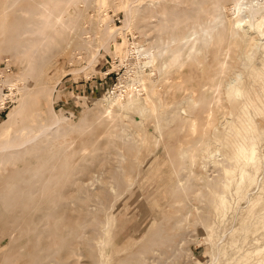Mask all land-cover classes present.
I'll return each instance as SVG.
<instances>
[{
    "label": "rangeland",
    "instance_id": "rangeland-1",
    "mask_svg": "<svg viewBox=\"0 0 264 264\" xmlns=\"http://www.w3.org/2000/svg\"><path fill=\"white\" fill-rule=\"evenodd\" d=\"M41 1L43 0L0 1V6L2 8L4 6L7 12L2 15L3 9L0 7V31L4 29L3 36L0 37V50H2L0 51V124L19 103L16 100L17 88L27 85V79L22 80L17 82V88L14 87L10 91L4 83L8 77L16 75L21 69L11 54L3 49L6 47L7 36L15 32L16 25L19 29H26L29 26L33 13L38 10V4ZM105 1V3H100L99 0L79 2L78 12L73 16L74 20L72 19L65 28H60L57 50L54 51L56 49L54 47L47 49L44 55L45 61L38 65L39 79L36 89L28 95V103L25 106L28 112L29 110L39 111L43 118L50 110L59 113L58 115L64 119L61 125L63 129L77 124L82 117L90 119L96 116L98 111H103L114 91L117 94H124L125 88L120 91L119 87H122L129 77H133L138 71L150 72V68L144 66L147 60L145 54L143 55V50L154 48V51L158 46L162 54L158 63L162 64L166 61L168 64L166 72L179 70L180 73L190 77L189 81L193 85L197 84V80H201L206 89L204 87L199 91L200 93H194L198 107L187 104L186 113L184 109L186 107L182 108L183 111L173 107L168 117L169 121H164L166 119H163L164 116L161 115L155 126H152L150 117V121L143 127L145 143L141 149H139L138 139L134 141L128 137H125V142L106 138L109 140H102L95 150L92 145L94 142L86 136L76 137L82 142L76 139L72 145L69 143L70 137L67 140L59 138L55 141L51 150H54L56 146L60 152L65 150L66 153L63 152L65 159L76 163L78 168L74 172L66 168L65 178L68 175L67 179L64 178L65 181L63 179L51 185L50 191H44L43 194L42 192L32 194L33 200L29 206L31 212L26 216L18 217L20 220L27 221L26 224H28V231L24 230L19 238L6 222L9 214L5 211L4 204L0 202V264H264V112L259 113L260 111L257 112L252 108L248 109V114L254 121V128L247 137L256 138L254 141L256 157L253 161L236 158L233 152L223 148L220 152L224 158L221 159L217 154L213 157L214 159L204 155L205 157L198 159L197 165L192 167V170L189 168L188 161L182 158L183 152L188 147L189 139L194 141L196 147L205 143V136L194 133V137L193 132L185 128L187 122L195 116H204L200 112L204 106L205 116L211 113L212 117L219 119L217 132L222 134L223 138H228L237 146L248 148L250 145L248 138H236L234 134L229 135L228 126L222 125V122L242 115L237 100H228L222 93H217L210 83L212 77L215 76L217 58L220 60L224 58L225 47L223 46L228 44V41L226 44L227 36L222 33L223 25L224 27L228 25V20L232 21L236 16L232 9V0L219 1L220 20L216 19L218 15L212 11L217 0H203V2L202 0ZM129 8L132 14L129 24L124 26L122 23L124 13ZM162 11H165L163 16L169 19L181 17L186 18L187 21L192 20L178 26L175 30L162 31L161 34V31H157L152 25L161 19L159 12ZM178 12L185 15L181 16ZM89 17L92 19L89 20ZM194 18L200 21L197 22ZM14 20L18 22L15 23ZM100 20L103 22L100 23ZM260 22L264 24V13ZM106 24L108 25L107 31L112 32L115 44H121L119 50L103 46L101 37L94 43L96 57L94 55L92 57L86 50H79L80 40L85 30L92 39L95 35L102 34ZM191 28V32L195 29V35L190 32ZM190 34L193 36H190L188 44L185 38ZM84 36L83 38L86 37ZM173 39L174 42H172ZM194 40H197L195 49L189 54L188 50ZM153 44L156 45L153 46ZM165 44H168L167 47ZM138 47L140 51L136 50ZM235 52L233 50L230 53L231 60H228V65L231 63L226 72L228 79L231 75L233 76L235 70H241L239 59L236 56L241 52ZM172 54H177L178 62L175 63L170 59ZM258 54L252 62L254 67L261 70L264 52L261 51ZM234 59H238V63ZM166 72L164 70L161 73L156 68L150 73L152 74L150 84L152 86L159 84L157 87L159 94H162L161 84H164L162 81L167 77ZM197 72H199V77H197ZM252 73L250 68L245 73L242 89L246 88L253 92L257 99L251 98L256 104L259 99L257 106L264 107V77L263 79L255 78ZM42 87H45L48 93L44 94L38 90ZM104 87L105 91H103ZM204 90L212 94L207 91L204 93ZM184 95H180L178 100L185 99L187 95ZM188 106L191 109H188ZM231 132L233 133V130ZM86 138L91 142L88 139L85 140ZM65 141L67 142L64 143ZM83 142L85 143L82 144ZM86 143L88 145L91 143V145L87 146ZM65 144L67 146L69 144L72 149ZM121 146L124 147H122L123 151ZM73 147L78 154H72L69 159L71 150H74ZM88 147L93 148L90 150L91 153ZM214 147L217 146L213 145L215 150ZM66 148L71 150L68 151ZM131 155L133 157H130ZM126 156L128 159L136 158L135 166L129 174L131 180L125 179L124 175ZM118 159L122 162L120 163ZM202 162L203 164H200ZM49 165L50 162L47 161L41 167L42 169L40 168V173L44 174ZM241 170L245 171L244 175L241 174ZM109 212L112 213L109 214ZM47 213L49 215L55 213L52 217H55L54 226H58L59 232L47 226ZM45 214H47L46 217ZM30 217L32 218L28 222ZM106 228L109 232L108 236H106ZM107 238L108 242H106L109 244L106 243V245L104 242ZM63 242L66 245L62 248ZM31 243L35 244L34 247ZM109 245L111 247H106ZM8 246L12 247L8 248ZM29 247L31 250H28ZM118 249L122 253H118ZM253 251L254 253L251 254ZM35 254H38L40 259Z\"/></svg>",
    "mask_w": 264,
    "mask_h": 264
},
{
    "label": "bare ground",
    "instance_id": "bare-ground-1",
    "mask_svg": "<svg viewBox=\"0 0 264 264\" xmlns=\"http://www.w3.org/2000/svg\"><path fill=\"white\" fill-rule=\"evenodd\" d=\"M82 1H85V0H43V1H41L38 4V10L33 13V19L30 21L29 26L26 29H19V26L16 25L15 32L10 33L7 36L6 47L3 48L5 51H7L9 54H11V56L14 58L13 60L21 67L20 71H18V73L16 75L10 76L8 78L6 77L7 79H6V81H4V83H6V85L9 87L10 91L14 87L17 88L16 87L17 82H20L22 80L27 79V85L25 87L17 88V93H16L17 99L16 100L19 101V103L17 104L16 107H14L7 114L6 119L0 124V202H2L4 204V209L9 214L8 215L9 219L6 220V222L10 225V229H12L14 231V233L17 234L18 238L21 237V234L24 230L26 232L28 231L27 230L28 224H26L27 221L20 220L18 217L20 215H22V217L24 215L26 216V214L31 212L29 206H30L31 201L33 200L32 194L34 192H38V193L42 192L41 194H43L44 191L46 192L49 190V187L51 185L56 184L57 182H59L65 178V170L69 169V170H71V172H74L78 168L76 163H73L72 161L68 162L69 160L65 159V157H64L65 154L63 155V152L65 150H63V152H60V150H59V148H57V146L54 147V150L53 149L51 150V147L55 141H57L59 138H63L64 140H67L70 137V139H69L70 142L69 141L68 142L70 143V145H72L73 143H75L76 139L78 141L80 138H82L81 136H84V137L86 136V137H89L90 139H92L91 141L94 142L92 144V145H94V147L93 146L92 147L95 150V147H97V145L102 140H104L106 138H109V139L111 138L110 140H113L112 138H114L120 142L121 141L125 142L126 141L125 137H128L129 139H133L134 141H135V139L136 140L138 139L140 141L139 142V144H140L139 149H141V147L145 143L144 142L145 137H144L143 127H144L145 123H148V121H150L149 120L150 117L152 119V126L153 125L155 126V125H157L156 123H157L158 117H160L161 115L164 116V117H162L163 119L164 118L166 119L164 121L168 120V117L170 116V111H171V109H173V107H176L177 109H181L182 111H183L182 108L186 107L187 104L198 107L199 105H198L197 100L195 99L194 93L201 91L205 87L204 83L201 82V80H197V84L193 85V83H190V81H189L190 77H188L184 73H180L179 70H173V72H171V73H169L168 71L166 72V70L168 69V64L166 63V61H164L162 64L158 63L159 57L162 55L161 51H159V48H158L159 46H158V47H156L157 50L155 49L156 51L155 50L153 51L154 48L153 49L148 48V50H143V55L145 54L146 60H147L144 64V66L149 67L150 72L146 73L145 71H138L137 73H135L133 75V77H129L125 81L124 85L122 87L121 86L119 87L120 91H121V89L125 88L124 89L125 91H123L124 94H122V93L117 94L114 91L112 93V95L109 97V99L107 100V105H105V107L103 108V111L102 112L98 111V114H96V116H93L90 119H87L86 117H82V118L80 117L81 119L79 122L77 121L78 122L77 124L67 126V128L63 129L61 125L64 122V119L58 115L59 113H54L53 111L50 110L49 112H46V114H45L46 116H45V118H43L39 111L31 112L29 110V112H28V110L25 109V106L28 103L27 102L28 95L36 89L35 87H36L37 81L39 79V73L37 70L38 65H40L42 62L45 61L44 55H45V52L47 51V49H50L51 47L56 48V45L58 46V39L60 38V32H59L60 28L62 29V28H65V26L69 25V23L73 19V16H75L76 13L78 12V7H77L78 3L82 2ZM99 1H100V3L106 2L105 0H99ZM219 1L221 2V0L215 1L214 10H212L216 13V15H218L216 17V19H218V20L221 19L219 16L220 13H218V9L220 6ZM202 2H203V0H202ZM159 3H161V2H159ZM232 3H233L232 9L234 10V14L236 16L232 21L228 20L229 21L228 25H226L225 27L223 25L222 33H224L223 34L224 36H227L226 38H228V40H226V44H227V41H228V44L226 46L224 44V46H223V48L225 47V51H224V55H223L224 58L222 60H220V58H217L218 61L216 63L215 76L212 77L210 83L212 84L211 87H213V86L215 87L214 90L217 93H222V95H224L228 100H232V101L237 100V104H238V106H240L239 109H240V112L242 113V115L240 117H238L236 119H230V120L227 119L228 121H225L224 123L222 122V125L228 126V128H229V130H227L228 134L229 135L234 134V137H236V138H238V137L248 138L247 137L248 134H250L254 128V125H253L254 121H252V119L250 118V116L248 114V109L252 108L257 112L260 111L259 113L264 112V107H258L257 106L259 99L257 101V104L253 99V98L257 99L256 95L255 94L253 95V92L247 90L246 88L244 90L242 89L243 79H244L245 73L247 72V70L249 68L252 70V72H253L252 75L255 78L263 79V77H264V61L262 62L263 68L261 70H259L260 68L257 69L256 67H254L253 62H252L253 61L252 59H254L255 56L256 57L259 56V54H258L259 52H261V51L264 52V24L260 22L262 15L264 13V0H232ZM163 6H165V5H163ZM211 7H213V6H211ZM1 8H0V10H1ZM123 8H124V5H123ZM2 9H3L2 15L6 14L7 13L5 11L6 8H4V6H3ZM124 9H126V8H124ZM171 10L173 11V9H171ZM131 12L132 11L130 8L125 11L124 20L122 22L124 24V26H127L129 24L130 17L132 14ZM164 12L163 11L159 12L160 16H162L161 19L157 20V22L154 25H152L157 31H159V32L161 31V34H162V31L175 30L178 28V26H182L184 24H187V22L192 20V19H190L189 21H187L186 18H181V17L180 18H172L171 17V19H169L166 16L167 14L165 15L166 17L163 16ZM178 13L176 15H178ZM184 13H186V12H184ZM187 13L189 14V12H187ZM183 15H185V14H183ZM183 15H181V16H183ZM144 17H147V16H144ZM91 19H92V17H89V20H91ZM257 19H259V21H256ZM194 20L197 21V19H195V18H194ZM101 21L103 22V20H100V23H101ZM198 21H200V20H198ZM16 22H18V21H15V23ZM215 22H216V20H215ZM90 23H91V21H90ZM107 24L104 25L105 29L103 28L104 31L102 32V34L100 36H99V34H97L92 39L90 38L87 30H85L86 32L82 34V38L80 40L81 43L79 44V47H78V48H80L79 50H86V51H88V53H90L92 55V57H93V55L95 56L96 50L94 49V46H95L94 43H95L96 39H99V37H101V41L103 42V46H106V47H109V48H112L115 50H119L121 47V44L120 45L115 44L112 32L110 33L107 31V29H108ZM200 24H202V23H200ZM8 25H9V20H8ZM191 25H193V23ZM185 26H187V25H185ZM185 26H183L184 29L186 28ZM190 27H192V26H190ZM220 27H221V25H220ZM186 30H187V28H186ZM3 31H4V29L2 28L0 31V37L3 36V34H2ZM191 31H192V28H191L190 32ZM194 31H195V29H194ZM194 31L191 33L195 35ZM216 33L218 34L219 32L217 31ZM173 34H174V32H173ZM192 34L186 35L187 36L185 38L186 43H188L190 41L189 38H190V36H193ZM83 35H85L86 37L84 36L85 38H83ZM223 38L224 37H222V39ZM226 38H224V40ZM61 41L63 43V40H61ZM172 42H174V39L172 40ZM196 42H197V40H194L193 43H191L190 50H188L189 54L192 51H194ZM62 43H61V45H62ZM156 43H157V40H156ZM204 44H205V42H204ZM155 45L153 44V46H155ZM165 45L167 47L168 44H165ZM177 46H178V43H177ZM164 48H165V46H164ZM221 48H220V51L223 49V48L222 49ZM168 49H169V47H168ZM56 50H57V48L54 51H56ZM136 50L140 51L139 47L136 48ZM233 50H234V52L236 51L235 53L241 52V53H239V55H236L239 60L234 59L237 63H238V61L240 62L239 64H240L241 70H235L233 72V76L231 75L232 77L230 76V78L228 79V77H226V72L228 71L229 65L231 64L230 63L228 65V60L230 59V53ZM0 51H2V50H0ZM213 52H215V50ZM257 54H258V56H257ZM193 56H194V54H193ZM233 56H232V58H233ZM237 57H235V58H237ZM170 59H172L175 63L179 61L177 54L176 55L172 54ZM180 67L183 68V66H180ZM156 68H158V70L161 71V73L164 70L167 73V77L162 81V82H164V84H161V86L163 87V90L161 91L162 94H159L157 92L158 91L157 87L159 86V84H156L154 86H152L150 84L151 77H152V74H150V73L155 71ZM235 69H237V68L235 67ZM228 75H230V73H228ZM29 76H30V78H29ZM197 77H199V72H197ZM206 86H209V85H206ZM38 87H40V86H38ZM205 89H206V87H205ZM38 90H40L41 93H44V94L48 93L47 92L48 90H46L45 87H42L41 89H38ZM207 90H208V88H207ZM209 90H210V88H209ZM188 91H189V93L187 94ZM206 91L204 90V93ZM208 93L212 94L211 92H208ZM182 94H185L187 96L185 97V99H182L179 101L178 97ZM202 95H204V94H202ZM251 95H253V96H251ZM198 96H199V94H198ZM251 97H253V98H251ZM200 98H202V97H200ZM204 98H205V96H204ZM207 99H208V97H207ZM203 100H205V99H203ZM205 101H207V100H205ZM189 106H188V109H191V107L189 108ZM223 107H224V104H223ZM204 108H205V106L200 109V112H201V114H204V116H205V110H203ZM184 109H185V113H186L187 107ZM222 110H223V108H222ZM131 115L132 116L135 115L136 117H134V116L132 117ZM207 115L205 117L204 116L200 117V115L197 117L195 116L193 119L188 121L189 123L186 121L187 125L185 128L189 132L191 131V132H193V134L198 133L199 135L205 136V139H204L205 143L201 146L196 147L194 144V141L191 139H189V141L187 143L188 147L183 152L182 158L184 157V159H186L188 161L190 169L192 167H194L195 165H197L198 159L203 158L204 155H206L207 158H213L214 156H217V155H219V157H221V159L224 158V157H222V153L220 152L222 148L226 149V150L228 149V151L233 152V154L236 158H239V157L245 158L249 162L254 160V158L256 157L255 148H254L255 147L254 141L256 140V138H251L252 136H250V138H248V140L250 141V145L248 148L243 147V146H237L236 144L234 145V143H232L231 140L229 141L228 138H226V137L223 138V135L217 132V121H219V119L218 118L215 119L214 117H212L211 113H207ZM172 116H173V114H172ZM220 118H222V117H220ZM180 125H181V123H180ZM174 126H176V125H174ZM159 127H160V125L158 126V128ZM161 127L163 128V126H161ZM232 130H233V133L231 132ZM176 131H177V128H176ZM172 133H174V132H172ZM157 134H159V133H157ZM186 134H187V132H186ZM172 135H174V134H172ZM182 135H183V133H182ZM76 137H80V138H76ZM187 137L189 138V136H187ZM194 137H195V134H194ZM194 137H193V139H194ZM87 139L88 138H86L85 140H87ZM90 139H88V141H90ZM109 139H106V140H109ZM178 140H179V137H178ZM80 141L81 140H79V142ZM66 142L67 141H65L64 143H66ZM85 142H87V141H85ZM85 142H83L82 144H84ZM202 142H203V139H202ZM129 143H131V141ZM132 143H133V141H132ZM200 144H202V143H200ZM70 145L68 144L69 148H71ZM90 145H91V143H90ZM90 145L87 144V146H90ZM120 145H121V143H120ZM213 145L217 146L216 148L214 147L215 150L213 149ZM122 147L123 146H121V149H122ZM69 148H66V149H68V151L72 149V148L71 149H69ZM115 148H117V146ZM185 148H186V146H185ZM73 149H74V147H73ZM88 149H89V152L91 153V151H90V150H92L91 147H88ZM88 149H86V150H88ZM84 150L82 149V151H84ZM71 151H72V152H70L71 154L69 153L70 154V156L68 157L69 159L71 158L72 154L74 155L75 153L78 152L76 149L71 150ZM122 151H123V149H122ZM89 152L87 151L86 153L88 154ZM65 153H66V151H65ZM125 153H126V150H125ZM131 154H133V153H131ZM130 157H133V155H131ZM135 159L134 160L128 159V157L125 158V162H124L125 179H130L129 174L135 166V163H136ZM213 159H211V160H213ZM47 161L50 162V165H49L48 169L46 168L47 170L45 171V173L41 174L40 173L41 171H39V170ZM118 161H119V159H118ZM119 162L121 163L122 161L120 160ZM235 162H237V161H235ZM200 164H203V162ZM122 166H123V164H122ZM137 166H138V164H137ZM241 174L244 175L245 171L241 170ZM71 175H73V174H71ZM179 175H180V172H179ZM67 176L65 179H67ZM65 179H64V181H65ZM188 179H189V176H188ZM241 181H242V179H241ZM190 192H191V190H190ZM185 194H184V196H185ZM214 197L216 198L217 196H214ZM175 198H177V197L175 196ZM51 199H49V200H51ZM217 199H219V198L217 197ZM223 201H221V203H223ZM53 202H55V201H53ZM58 208H59V206H58ZM32 209H33V207H32ZM51 209H53V208H51ZM51 209H49V210H51ZM60 209H61V207H60ZM37 212H35V213H37ZM49 212L50 211H48V213ZM111 213L109 212V214H111ZM47 214H45V217ZM54 215H55V213L53 215L48 214V218L46 221L48 224L47 226H49V228L52 229L53 231H56V229L58 230L59 228H58V226H54L55 225L54 224V222H55L54 218L55 217L54 218L52 217ZM106 216H108V214H106ZM22 217H20V218L22 219ZM58 217H59V215H58ZM61 217H63V216H61ZM31 218L32 217L28 218L29 219L28 222H30ZM184 218H187V217L184 216ZM184 218H182V219H184ZM185 221H186V219H185ZM107 222L109 223V221H106V223ZM31 224H32V222H31ZM180 224H181V222H180ZM78 227H80V226H78ZM154 227H155V223H154L153 228ZM150 229H151V227H150ZM42 231L44 232V230H42ZM68 231H70V229ZM58 232H59V230H58ZM75 232H77L76 228H75ZM107 233L109 235V232H107V228H106V236H108ZM65 235H67L66 232H65ZM64 237H68V236H64ZM111 237H112V235H111ZM111 237H109V239H111ZM40 238H41V236H40ZM64 239H65L64 242H66V238H64ZM106 241L108 242V238L105 240V242H104L105 244L107 243ZM107 244H109V243H107ZM34 245L35 244H32L33 247H34ZM61 245H63V244L61 243ZM65 245H66V243H64V246H61V247L63 248V247H65ZM100 245H102V244H100ZM11 247L8 246V248H11ZM33 247H32V250H33ZM67 247H68V242H67ZM106 247H111V245L106 246ZM98 249H99V247H98ZM28 250H31L30 247ZM120 250H122V249L120 248ZM120 250L118 249V251H119L118 253L121 252ZM35 251H37L36 248H35ZM106 251H107V249H106ZM254 251L256 252L257 250H254ZM254 251L251 254H253ZM43 252H46V251H43ZM32 253H34V252H32ZM40 253L42 254V252H40ZM74 253H75V251H74ZM35 255L37 258H39L38 254H35ZM73 255H75V254H73ZM32 257H33V255H32ZM40 257L44 258L41 255H40ZM33 258L35 259V257H33ZM45 258H47V257H45ZM96 260H98V257H96ZM34 261H36V260H34ZM37 263H38V261H37ZM33 264H36V263H33Z\"/></svg>",
    "mask_w": 264,
    "mask_h": 264
},
{
    "label": "crops",
    "instance_id": "crops-1",
    "mask_svg": "<svg viewBox=\"0 0 264 264\" xmlns=\"http://www.w3.org/2000/svg\"><path fill=\"white\" fill-rule=\"evenodd\" d=\"M106 87V86H105ZM104 87V90L103 91H105L106 90V88ZM99 90H101L102 91V89H99Z\"/></svg>",
    "mask_w": 264,
    "mask_h": 264
}]
</instances>
